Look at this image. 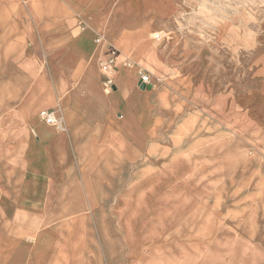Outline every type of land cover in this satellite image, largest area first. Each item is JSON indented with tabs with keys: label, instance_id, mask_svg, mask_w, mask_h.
I'll use <instances>...</instances> for the list:
<instances>
[{
	"label": "crops",
	"instance_id": "crops-1",
	"mask_svg": "<svg viewBox=\"0 0 264 264\" xmlns=\"http://www.w3.org/2000/svg\"><path fill=\"white\" fill-rule=\"evenodd\" d=\"M180 2L0 0V264H103L135 177L186 160L192 118L235 112L239 79L225 78L219 58L226 34L180 30ZM50 109L63 130L40 120ZM254 174L241 193L264 216V171Z\"/></svg>",
	"mask_w": 264,
	"mask_h": 264
},
{
	"label": "rangeland",
	"instance_id": "rangeland-1",
	"mask_svg": "<svg viewBox=\"0 0 264 264\" xmlns=\"http://www.w3.org/2000/svg\"><path fill=\"white\" fill-rule=\"evenodd\" d=\"M180 9V30L204 39L226 34L219 58L225 78L239 79L235 112L192 118L189 153L179 156L186 160L160 163L146 183L135 177L102 263L264 264V216L241 193L251 173L264 171V0H181ZM187 171L189 179L177 178Z\"/></svg>",
	"mask_w": 264,
	"mask_h": 264
},
{
	"label": "built area",
	"instance_id": "built-area-1",
	"mask_svg": "<svg viewBox=\"0 0 264 264\" xmlns=\"http://www.w3.org/2000/svg\"><path fill=\"white\" fill-rule=\"evenodd\" d=\"M154 39L156 41H161L164 39L163 35L161 32L155 33L154 35ZM104 39L102 37H98L96 40L97 44H100L101 42H103ZM109 49H110V53L112 55V57L110 58V60L103 62L101 64V70L104 73V76L106 78L105 80V84L108 87L113 86V81L111 79L112 74L115 73V57L117 56V49L112 46L109 45ZM132 64L129 63V66H131ZM140 78H141V84L147 86H151L154 87V78L153 76L147 72V71H141L140 72ZM39 118L42 122H44L47 125L53 126L59 130H63V117L60 113L59 109H50V110H46L43 111L40 115Z\"/></svg>",
	"mask_w": 264,
	"mask_h": 264
},
{
	"label": "water",
	"instance_id": "water-1",
	"mask_svg": "<svg viewBox=\"0 0 264 264\" xmlns=\"http://www.w3.org/2000/svg\"><path fill=\"white\" fill-rule=\"evenodd\" d=\"M145 88H147L145 85H142V89H145ZM149 89H152V87L151 86H149L148 87Z\"/></svg>",
	"mask_w": 264,
	"mask_h": 264
}]
</instances>
